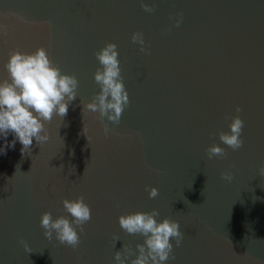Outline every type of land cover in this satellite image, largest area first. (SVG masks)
Returning a JSON list of instances; mask_svg holds the SVG:
<instances>
[{
  "label": "water",
  "instance_id": "obj_1",
  "mask_svg": "<svg viewBox=\"0 0 264 264\" xmlns=\"http://www.w3.org/2000/svg\"><path fill=\"white\" fill-rule=\"evenodd\" d=\"M144 2L156 11L141 0H0V82L9 79V53L46 47L80 84L67 116L46 124L48 142L33 140L22 156L17 141L0 154V264H115L124 245L136 250L145 240L124 232L119 217L154 209L184 236L180 247L171 241L175 259L165 264H264V0ZM180 13L174 27L169 17ZM136 32L150 55L132 42ZM108 43L118 47L130 98L118 125L96 120L99 113L83 117L82 104L100 91L95 53ZM237 115L244 143L233 151L219 133ZM213 144L226 158L208 159ZM226 171L231 183L221 179ZM153 187L159 196L150 199ZM79 196L92 211L79 247L55 235L49 242L42 215L72 219L62 201Z\"/></svg>",
  "mask_w": 264,
  "mask_h": 264
},
{
  "label": "clouds",
  "instance_id": "obj_2",
  "mask_svg": "<svg viewBox=\"0 0 264 264\" xmlns=\"http://www.w3.org/2000/svg\"><path fill=\"white\" fill-rule=\"evenodd\" d=\"M141 7L145 12L156 11L155 4L149 5L141 0ZM179 19L170 16L174 20V27H179L183 22V14ZM170 31V30H169ZM0 33L6 34L7 28L0 25ZM132 42L140 45V51L150 55V51L145 48L144 34L136 32L132 36ZM95 57L100 67L94 74V80L99 85L100 91L92 102L83 105V117L90 113H99L96 120L102 121L107 118L113 124H119L125 109L130 105L129 94L121 75L118 47L114 43L106 44L95 53ZM9 74V79L0 82V137L5 140L0 154H7V149L15 148L17 141L23 146L21 154L26 155L33 145V140L42 147L49 141L50 136L46 124L51 123L54 116L62 119L68 114L71 103L77 99L79 80L75 75L62 74L50 58L49 50L46 47L38 48L34 53H22L15 50L9 53V60L5 65ZM237 113L242 109L237 107ZM231 120L230 132L219 133L220 141L237 151L243 147L241 139L245 126L244 121L237 115L235 117L226 116ZM104 135L107 137L111 129L105 125ZM14 134V139L9 143L7 137ZM83 134L86 135L90 145V138L84 126ZM209 160L213 158H226L227 152L219 145L213 144L206 150ZM232 167H235L233 165ZM63 171V165L59 168ZM31 171V170H30ZM75 171V170H74ZM157 175L159 170L153 169ZM260 176L264 177V167H261ZM221 179L231 183L234 175L230 171L222 172ZM149 191V198L155 199L159 196L158 188L146 189ZM64 210L70 214L53 219L51 211L45 212L40 220V226L44 229V236L49 241L55 240L60 245L77 249L81 243V235L84 233V225L92 218L90 206L85 202L84 196H79L75 200H63ZM160 215L158 210L150 213L136 212L121 215L119 217L120 228L131 235H141L145 238L143 244H137L136 250L124 245L123 252L117 251L115 254V264H165L170 259H175L173 255L172 240H175L176 247L182 245L184 236L181 232L180 224L170 219L158 222L156 217ZM79 229V232L77 231ZM114 241L119 237L114 236ZM28 253L32 250L24 240L19 242ZM138 253V254H137ZM135 256V259L132 257Z\"/></svg>",
  "mask_w": 264,
  "mask_h": 264
}]
</instances>
